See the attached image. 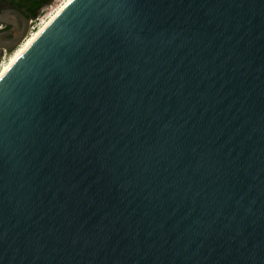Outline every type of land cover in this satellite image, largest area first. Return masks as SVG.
<instances>
[{"label":"water","instance_id":"obj_1","mask_svg":"<svg viewBox=\"0 0 264 264\" xmlns=\"http://www.w3.org/2000/svg\"><path fill=\"white\" fill-rule=\"evenodd\" d=\"M0 264H264V0H77L0 82Z\"/></svg>","mask_w":264,"mask_h":264},{"label":"bare ground","instance_id":"obj_2","mask_svg":"<svg viewBox=\"0 0 264 264\" xmlns=\"http://www.w3.org/2000/svg\"><path fill=\"white\" fill-rule=\"evenodd\" d=\"M77 0H66L60 7L56 8V12H52L51 17L44 20L39 29H37L30 39L23 44L16 54L7 62L0 71V82L8 74V72L18 63V61L30 50V48L51 28V26L76 2ZM54 13V14H53ZM46 22V23H45ZM44 24V25H43ZM29 38V37H28ZM27 39V38H26ZM24 43V42H23Z\"/></svg>","mask_w":264,"mask_h":264},{"label":"trees","instance_id":"obj_3","mask_svg":"<svg viewBox=\"0 0 264 264\" xmlns=\"http://www.w3.org/2000/svg\"><path fill=\"white\" fill-rule=\"evenodd\" d=\"M54 0H0V12L8 8L20 10L27 18L35 20Z\"/></svg>","mask_w":264,"mask_h":264},{"label":"rangeland","instance_id":"obj_4","mask_svg":"<svg viewBox=\"0 0 264 264\" xmlns=\"http://www.w3.org/2000/svg\"><path fill=\"white\" fill-rule=\"evenodd\" d=\"M66 2V0H58L57 1V4L55 3V0L53 1V3H55L54 5H53V7H46L43 11H42V13H41V16L40 17H42V18H44V17H46V16H48L50 13V16H48V18L46 19V21L51 17V15H52V12H54L55 10H56V8H58V6H60L62 3L64 4ZM52 3V4H53ZM62 4V5H63ZM61 5V6H62ZM60 6V7H61ZM49 8V9H48ZM56 12V11H55ZM54 12V13H55ZM53 13V14H54ZM46 23V22H45ZM44 25V24H43ZM3 27V26H2ZM1 27V28H2ZM30 35L31 34H28V36H27V39L24 41V43H22L17 49H15L14 51H5V52H3L1 55H0V71H1V69L3 68V66L7 63V62H9L10 60H11V58L16 54V52L20 49V47L23 45V44H25L31 37H30ZM29 37V38H28Z\"/></svg>","mask_w":264,"mask_h":264},{"label":"built area","instance_id":"obj_5","mask_svg":"<svg viewBox=\"0 0 264 264\" xmlns=\"http://www.w3.org/2000/svg\"><path fill=\"white\" fill-rule=\"evenodd\" d=\"M57 1H58V0H55V3H56V4H57ZM55 3L51 4L49 7H53V5H54ZM48 9H49V8H48ZM50 14H51V13H50ZM50 14H49L48 16H50ZM40 16H41V15H40ZM40 16H39V18L30 21L29 34L32 35L37 29L40 28V26L42 25L43 21L46 20V19L48 18V16H46V17H44V18H42V17H40Z\"/></svg>","mask_w":264,"mask_h":264},{"label":"flooded vegetation","instance_id":"obj_6","mask_svg":"<svg viewBox=\"0 0 264 264\" xmlns=\"http://www.w3.org/2000/svg\"><path fill=\"white\" fill-rule=\"evenodd\" d=\"M30 21H32V19H30ZM11 28L10 27H7V26H3L2 28H0V31H9ZM10 38H12V35H8V36H6L4 39L5 40H8V39H10ZM7 52V50H5V49H0V55L3 53V52Z\"/></svg>","mask_w":264,"mask_h":264}]
</instances>
